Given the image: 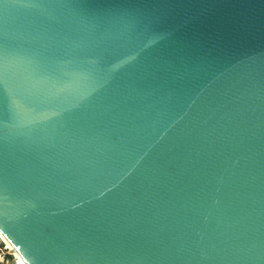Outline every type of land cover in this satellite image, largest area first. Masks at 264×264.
Instances as JSON below:
<instances>
[{
  "label": "water",
  "instance_id": "95a60500",
  "mask_svg": "<svg viewBox=\"0 0 264 264\" xmlns=\"http://www.w3.org/2000/svg\"><path fill=\"white\" fill-rule=\"evenodd\" d=\"M0 233L26 264H264V0H0Z\"/></svg>",
  "mask_w": 264,
  "mask_h": 264
},
{
  "label": "rangeland",
  "instance_id": "374dc122",
  "mask_svg": "<svg viewBox=\"0 0 264 264\" xmlns=\"http://www.w3.org/2000/svg\"><path fill=\"white\" fill-rule=\"evenodd\" d=\"M5 244H6V242L0 236V250L10 254L9 258L5 257L4 255L1 256V254H0V258L2 257V259L0 260V264H13L14 261H15V263L19 264L17 259L14 256V254H12V252H10L11 250H9V248Z\"/></svg>",
  "mask_w": 264,
  "mask_h": 264
},
{
  "label": "bare ground",
  "instance_id": "6f19581e",
  "mask_svg": "<svg viewBox=\"0 0 264 264\" xmlns=\"http://www.w3.org/2000/svg\"><path fill=\"white\" fill-rule=\"evenodd\" d=\"M0 236H1V238L4 239V241L6 242L5 245L9 248V250H11L10 252H12V254H14V256H15V258L17 259L18 263H19V264H26V263L22 260V258L17 254V252L13 249V247L10 245V243L5 239V237H4L1 233H0ZM13 264H17V263H15V261H14Z\"/></svg>",
  "mask_w": 264,
  "mask_h": 264
},
{
  "label": "trees",
  "instance_id": "16d2710c",
  "mask_svg": "<svg viewBox=\"0 0 264 264\" xmlns=\"http://www.w3.org/2000/svg\"><path fill=\"white\" fill-rule=\"evenodd\" d=\"M5 254H3L5 257L9 258L10 257V254L4 252Z\"/></svg>",
  "mask_w": 264,
  "mask_h": 264
},
{
  "label": "built area",
  "instance_id": "2783aa9c",
  "mask_svg": "<svg viewBox=\"0 0 264 264\" xmlns=\"http://www.w3.org/2000/svg\"><path fill=\"white\" fill-rule=\"evenodd\" d=\"M0 254L1 256H3L4 252L2 250H0ZM2 259V257L0 258V260Z\"/></svg>",
  "mask_w": 264,
  "mask_h": 264
}]
</instances>
